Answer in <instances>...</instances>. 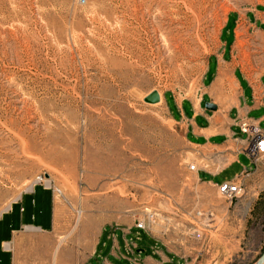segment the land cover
<instances>
[{"label":"rangeland","instance_id":"374dc122","mask_svg":"<svg viewBox=\"0 0 264 264\" xmlns=\"http://www.w3.org/2000/svg\"><path fill=\"white\" fill-rule=\"evenodd\" d=\"M257 6L264 0H0V213L45 175L60 190L53 238L71 248L73 264H83L103 226L148 212L158 237L200 244L188 230L210 209L216 221L206 225L241 229L244 243L228 248L213 231L207 256L255 264L264 252V157L229 204L199 184L190 165L211 166L161 99H146L194 95L225 17ZM254 50L244 51L251 69Z\"/></svg>","mask_w":264,"mask_h":264},{"label":"crops","instance_id":"0c3cea01","mask_svg":"<svg viewBox=\"0 0 264 264\" xmlns=\"http://www.w3.org/2000/svg\"><path fill=\"white\" fill-rule=\"evenodd\" d=\"M255 48L260 49L259 55L250 58L258 66L251 69L246 67L244 51ZM161 102L187 144L211 166H197L199 184L217 187L249 175L255 165L245 150L254 143V135L243 132L242 124L264 132V7L229 13L196 93L181 97L170 91ZM208 102L219 108L209 109ZM244 159H250V165ZM227 160L221 169L213 168ZM234 166L240 169L236 177L213 180ZM237 216L240 212L224 217ZM136 224V218H124L103 226L83 264H215L207 256L212 249L211 232L221 233L228 248L244 243L243 231L232 225L205 227L203 241L187 245L158 237ZM56 232V193L42 184L32 185L0 213V264H73L71 248L53 238ZM239 232L241 238L234 240L233 233ZM48 237L54 240L46 243Z\"/></svg>","mask_w":264,"mask_h":264},{"label":"built area","instance_id":"2783aa9c","mask_svg":"<svg viewBox=\"0 0 264 264\" xmlns=\"http://www.w3.org/2000/svg\"><path fill=\"white\" fill-rule=\"evenodd\" d=\"M243 132L245 133H252L254 135V143L249 146L245 152L251 158L253 163L256 165L258 160L264 156V132H262L259 128L253 125H249L247 123L242 124ZM190 170L195 171L197 170L196 164L190 165ZM35 184H42L47 188L53 189L54 192L58 191L59 189L52 186L50 180L45 175H39L35 179ZM217 189L219 194L229 203L232 204L236 199H238L244 192V183L241 180L235 181H226L221 184L217 185ZM197 216L199 218L196 219V224L192 225L188 231H191V234L201 238L205 232V227L207 221L208 223H213L216 221V214L215 212L210 209L206 211H199L197 212ZM156 223V214L152 212H148L146 216L143 218H139L137 220L136 226L143 230H149L151 226Z\"/></svg>","mask_w":264,"mask_h":264},{"label":"water","instance_id":"95a60500","mask_svg":"<svg viewBox=\"0 0 264 264\" xmlns=\"http://www.w3.org/2000/svg\"><path fill=\"white\" fill-rule=\"evenodd\" d=\"M160 94L158 91H154L151 95H149L146 99L147 102L150 103H157L160 101ZM207 107L212 110H216L217 106L211 102L207 103ZM255 264H264V252L263 254L258 258V260L255 262Z\"/></svg>","mask_w":264,"mask_h":264},{"label":"bare ground","instance_id":"6f19581e","mask_svg":"<svg viewBox=\"0 0 264 264\" xmlns=\"http://www.w3.org/2000/svg\"><path fill=\"white\" fill-rule=\"evenodd\" d=\"M195 2H197V1H195ZM160 98H161V100H162V95H161V93H160ZM48 180H50V179H48Z\"/></svg>","mask_w":264,"mask_h":264}]
</instances>
